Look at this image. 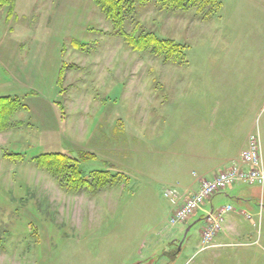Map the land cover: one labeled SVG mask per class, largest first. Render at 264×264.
I'll use <instances>...</instances> for the list:
<instances>
[{
	"label": "rangeland",
	"instance_id": "1",
	"mask_svg": "<svg viewBox=\"0 0 264 264\" xmlns=\"http://www.w3.org/2000/svg\"><path fill=\"white\" fill-rule=\"evenodd\" d=\"M219 2L208 19L156 0L127 17L128 34L184 44L175 63L129 48L96 0L0 6V98L27 107L13 118L22 126L0 133V264H264V188L232 186L173 226L171 199L140 166L156 168L177 144L186 152L206 125L236 146L255 135L263 148L264 0ZM87 152L96 156L81 162L87 178L124 180L71 193L34 163ZM228 206L223 239L202 249L208 213Z\"/></svg>",
	"mask_w": 264,
	"mask_h": 264
},
{
	"label": "trees",
	"instance_id": "2",
	"mask_svg": "<svg viewBox=\"0 0 264 264\" xmlns=\"http://www.w3.org/2000/svg\"><path fill=\"white\" fill-rule=\"evenodd\" d=\"M151 0H96L97 6L116 28L120 29V35L125 44L135 52L150 51L156 56L163 58L166 63L179 62L185 59L187 47L171 39L161 38L155 32H143L138 36L136 34H128L122 30L127 17L132 15L137 5L146 4ZM161 9L189 11L195 9L204 19H208L212 15L221 11V3L219 0H156ZM13 0H0V6H12ZM11 7L8 17L13 13ZM75 47H79L78 42H73ZM65 65V64H64ZM67 66L62 67L59 82L62 84L63 76ZM66 69V70H65ZM18 97H1L0 98V133L7 132L13 127H20L22 123L14 124L13 118L17 112L26 109ZM63 112V108L61 107ZM4 157L12 162L20 160L21 154L8 153ZM93 153H83L78 157H71L61 153H45L34 158L35 166L38 169L47 171L55 178L61 187L67 192L79 193L89 192L92 195L108 189L117 182L124 180V175L118 177L112 175L110 171H94L89 178L83 173L81 162L95 159Z\"/></svg>",
	"mask_w": 264,
	"mask_h": 264
},
{
	"label": "crops",
	"instance_id": "3",
	"mask_svg": "<svg viewBox=\"0 0 264 264\" xmlns=\"http://www.w3.org/2000/svg\"><path fill=\"white\" fill-rule=\"evenodd\" d=\"M206 127L202 128L199 134L193 135V142L188 145L186 152L182 151V144H177L172 148L170 156H165L156 168L153 169L151 166L155 165L150 166L145 161L140 164L145 169V174L151 176L154 193L156 194L157 186L159 189H165V197L171 199L174 209L182 205L186 198L197 193L203 181L213 180L219 173L229 169L234 163L240 162L241 153L249 145V137L241 146H236L222 138L214 128L210 130L212 132L210 134ZM262 151L264 158V144ZM228 189L235 190L233 187ZM226 191L214 196L209 201L210 204L213 205L215 198L223 196ZM245 193L244 196L252 194L250 191ZM217 239L220 241L223 237L218 236ZM220 245V242L217 243V246Z\"/></svg>",
	"mask_w": 264,
	"mask_h": 264
},
{
	"label": "built area",
	"instance_id": "4",
	"mask_svg": "<svg viewBox=\"0 0 264 264\" xmlns=\"http://www.w3.org/2000/svg\"><path fill=\"white\" fill-rule=\"evenodd\" d=\"M235 185H257L264 188L262 144L260 138L255 135L249 138L248 148L241 153L240 162L234 163L229 169L215 176L213 180L203 181L197 193L186 198L182 205L174 209L170 217L171 224L173 226L186 224L207 201ZM232 210L233 208L228 206L217 211L212 208V211L208 213L206 226L201 234L202 249L215 246L213 243L222 230L224 215Z\"/></svg>",
	"mask_w": 264,
	"mask_h": 264
}]
</instances>
